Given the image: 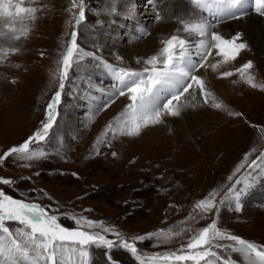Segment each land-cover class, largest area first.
Returning <instances> with one entry per match:
<instances>
[{"label":"rangeland","instance_id":"obj_1","mask_svg":"<svg viewBox=\"0 0 264 264\" xmlns=\"http://www.w3.org/2000/svg\"><path fill=\"white\" fill-rule=\"evenodd\" d=\"M113 1L83 0L86 19L79 26L75 20L79 7L73 8L72 0H24L22 7L38 9L35 19L30 18L33 14L13 18L0 16V31H6L5 23L12 24L17 34L21 29L27 31L26 36L12 44L3 43V46L0 42V47L19 49L0 59V156L42 127L47 117V105L59 90L60 61L73 30L78 32L80 48L94 54V57H84L69 70L48 138L30 146L33 150L44 151L45 155L22 160L14 154L8 160L0 161V177L13 181L10 185L0 184V189L22 197L26 202L40 204L70 229L77 226L74 216L96 221L94 228L85 224L84 230L113 240L115 235L105 232V228H114L129 242H133L132 236L161 229L178 233L171 239L154 237L135 241L138 253L143 257L179 250L213 218H217L221 229L264 245V171L253 173L255 186L241 198V211L236 212L234 204L232 210L222 207L218 216L215 210L203 214L194 209L195 203L213 191L217 193V201L224 197L236 179L247 175V164L264 152V88L260 87L264 85V71L258 70L255 64L254 50L248 45L240 63L241 67L252 61L251 69L243 73L236 72L238 68L231 69L234 74L222 78L232 90L229 102L213 87L209 89L223 107L215 109L208 104L211 113L206 116L207 124L188 122V129L182 120L165 122L164 119L163 123L150 129L153 135L159 133L151 142L144 141L141 134L136 137L123 135L113 122L130 100L127 95L117 93L122 84L121 81L117 83L115 74H119L120 69H111L110 78L107 75L104 82L101 80L104 78L102 63L111 61L114 65L118 63L142 73L144 68H150L146 60L160 51L162 41L168 37L158 36L155 50L150 54L126 55L112 47L108 52V47L102 45L99 38L116 45L128 44L130 41L124 40L128 28L123 29L131 23L128 17L144 8L147 11L146 0H127L129 4L119 10L121 25H117L113 34L107 35V14L115 12V4L122 0H115L112 6ZM179 1L184 0H166L157 8V13L163 12L167 18L179 16ZM17 2L13 0V12ZM76 4L79 5L80 0H76ZM154 22L150 27L140 22L138 27L143 32L151 31L149 29L157 25L156 19ZM89 70L94 72L90 76L93 78L91 82L83 83ZM250 76L258 85L256 88L247 82ZM215 79L222 82L219 77ZM107 86L115 87V97L103 94L108 90ZM105 94L108 97L102 102L101 95ZM110 124L114 132L108 131ZM160 127L164 130H159ZM246 154L247 161L244 160ZM238 167L240 172L237 173ZM8 226L13 231L18 227L15 223ZM105 251L93 249L92 264H139L125 249L111 250L108 253L113 256L111 262ZM217 251L236 264H248L239 253Z\"/></svg>","mask_w":264,"mask_h":264},{"label":"snow or ice","instance_id":"obj_2","mask_svg":"<svg viewBox=\"0 0 264 264\" xmlns=\"http://www.w3.org/2000/svg\"><path fill=\"white\" fill-rule=\"evenodd\" d=\"M23 2L24 0H18L13 12V0H0V16L13 18L20 17L21 14H33L30 18L35 19L34 14L38 9L22 7ZM190 3L199 8L209 5L218 6L219 11L227 13L234 19L244 15L242 11L236 15L232 9L237 6L242 7L245 0H190ZM255 6V10L264 15V0H255ZM72 7H79L78 15L75 17L76 25L79 26L86 19L83 0H80L79 5L76 4V0H72ZM154 18L158 21L162 19L159 14ZM180 23L182 28L162 41L163 47L160 51L146 60V63L151 65L150 68H145L142 73L120 70L119 79L122 87L118 95H127L130 100L124 112L113 122L117 124L121 134L136 137L144 129L163 123L164 116L179 117L183 110L197 106L192 102L196 100L197 94L202 97L204 104L210 103V106L215 109L223 107L222 103L215 101L213 93L208 90L206 80L196 73L205 69L206 66L215 72L222 63L236 61L241 52L248 47L247 44L239 42L240 33L231 39L224 38L219 32L213 30L210 22L192 23L181 19ZM4 27L6 31H0V38H6L8 41H19L27 35L24 29L17 34V29L12 24L5 23ZM179 31L195 33L199 37L198 43L193 44L191 39L181 37ZM77 36L78 32L73 30L60 61L59 90L55 92L47 105V117L42 122V127L18 146L7 149L0 156V161H6L14 154L22 160L39 159L45 155L44 151L33 150L30 146L40 144L48 138L57 117V105L60 103L69 70L74 64L82 62L84 57H94L93 53L84 52L80 48ZM194 47L197 49L196 53L192 52ZM18 51L16 47H0V59H5L9 53ZM214 51L215 55L222 60L209 64V57ZM194 55L199 56V59H194ZM252 67V61H248L236 69V72L243 73ZM233 74L232 71H224L220 73L219 78L231 77ZM247 82L253 88L258 86L253 83L251 76ZM260 87L264 88V85ZM236 115L240 114L236 113ZM108 131L114 132L112 124L108 126ZM247 159L246 154L244 160L247 161ZM261 171H264V152L247 164V175L236 179L224 197L217 201V193L213 191L209 196L195 203L194 209L203 214L212 213L215 210L218 216L222 207L232 210L234 204V210L241 211V198L255 186L253 173L258 174ZM236 172H240V167L236 169ZM232 178V176L228 177L229 180ZM12 183L11 179L0 177L2 185ZM241 184L243 186L238 188L237 186ZM72 218L77 226L70 229L59 222L57 215L49 214V211L40 204L16 199L0 189V257L3 258L0 264H92L93 249L106 250L107 260L111 262L113 256L108 253L117 247L130 252L139 264H146V262L150 264H189V262L191 264H236V261L231 260L230 257L225 258L217 250L239 253L244 260L248 261V264H264V245H257L221 229L218 227L217 218H213L211 223L201 228L179 250L163 255L156 254L152 257L140 255L135 241H146L154 237L171 239L178 233L161 229L153 233L132 236L133 242H129L114 228H105V232H112L115 235L116 239L113 240L100 233L84 230L85 224L88 228H94L96 221L83 217ZM82 220L84 223L81 222ZM10 223H15L18 227L13 231L8 226ZM220 241L226 243H220Z\"/></svg>","mask_w":264,"mask_h":264},{"label":"bare ground","instance_id":"obj_3","mask_svg":"<svg viewBox=\"0 0 264 264\" xmlns=\"http://www.w3.org/2000/svg\"><path fill=\"white\" fill-rule=\"evenodd\" d=\"M146 2H147V11H146V8H144L143 6L144 10L142 12L136 11L135 15L128 17V20L129 21L131 20V23H129L130 25H127L124 28L122 27L124 31L128 28V31H126L127 34L133 36L131 37L126 34L124 40H126L127 42L130 41L128 42V44H126V42H123V43H119L116 45L114 42H108V41L104 42L103 38H99V42L102 43V45H106L108 47L107 49L108 52L111 51L110 48L112 47L114 49H118L116 51H119L126 55L142 54V53L150 54V53H153V51L155 50V46H156L155 43L157 41L158 36L169 38L171 35L176 34L177 30L182 28V25L180 23L181 19L190 21L192 23H198L200 21H205V22H210L213 25V30L219 32L226 39H231L237 33H240L241 38L239 42H244L247 44V46L250 45V48L254 50V54L256 56L255 60L257 59L255 64L257 65L258 70L264 71V17L256 15L257 13L255 11L256 9L255 0H245V3L242 7L237 6L236 8L232 9V12L235 13L236 15H239L241 11L244 13V15L239 19L230 18V16L227 13L219 11L218 6L209 5L203 8H199L195 5H192L190 3V0L179 1L178 3V6H179L178 13L179 14H177L179 16L167 18L163 12L157 13V8L160 5H162V3L163 4L166 3V0H146ZM114 3H115V0L113 1L112 6ZM127 4H129V1L122 0L121 2H118L115 4L114 6L116 9L115 12L111 11L110 14H107V16H109L108 18L109 28H107L105 32L107 33V35L111 33L113 34V30H116L117 25H121L119 21V19H121L119 18L121 16L119 10H122L121 7ZM193 6L196 9H194ZM157 14H159L162 17V19L159 21L156 20L157 25L149 29L151 31L146 30V32H143L139 29L138 25L140 22L144 24V26L150 27L152 23L154 22V19H155L154 17ZM211 14L220 16V17H216L213 20H211V18H208V17H211ZM179 35L181 37H187L188 39H191L193 44L198 43L199 37L195 33L189 34L184 31H179ZM0 42H2V44L3 43L6 44L9 42L12 44V41H8L6 38H0ZM247 48L241 52L240 56L237 58L236 61H231L229 63H222L221 66L215 72L212 71L210 67L206 66L205 69H201L199 72L196 73L198 75H201L206 80V85H207L208 90L212 89L213 87L214 91L218 93L222 99H226V100L228 99L227 101L229 102L230 100L229 98L232 94V90L227 88L225 79L220 78V80L222 81L220 82V81H216L215 78L220 77V73L224 71H230L231 69L234 70L235 68H239L240 63H242L244 57L246 56L244 54L247 52ZM196 51L197 49L194 47L192 49V52L196 53ZM193 58L199 59V56L194 55ZM218 60H222V58L216 56L215 51H214L213 55L209 57V64H214ZM102 64H103L102 71H103L104 78H102L101 80L103 82L105 79H107V75L110 78L109 72L111 71V69L113 68L120 69V70L122 69L118 65H114L111 62H107V64L105 63H102ZM113 71L115 70L113 69ZM93 74L94 72L92 70H89V73H87L85 75L86 77L83 78L84 80L81 79L82 82L83 83L84 81L91 82V78L93 77H90V76H92ZM115 76L117 77L116 80H117V83L119 84L120 82L119 74H115ZM95 86L102 87L101 85L100 86L95 85ZM107 88L108 90H104L103 94L104 93H107V95L117 94L116 93L117 91H115L114 86L112 88L107 86ZM107 95L106 96L101 95L102 102L106 101L108 97ZM196 97L197 99L195 101H192L194 104L197 105L196 107L183 110L181 112V115L177 117L178 119H175V117H172V116H164L163 121L164 119H166L165 122L167 121L177 122L179 120H182L184 123L183 126H185L186 128H188V122L192 124L199 123V122L201 124L202 123L207 124L208 122L206 121L207 119L206 116H209L208 113L210 114L211 110L209 111V109H207V107H209L208 104L203 103V99L202 97L199 96V94H197ZM99 100L100 99L98 98L97 101ZM167 117L169 119H167ZM152 127L153 126H150L142 131L140 136L143 137L142 139H144V141L151 142L152 140H155L158 137L159 133L153 135V133L150 132L153 129ZM159 130L163 131L164 129H161L160 127Z\"/></svg>","mask_w":264,"mask_h":264}]
</instances>
